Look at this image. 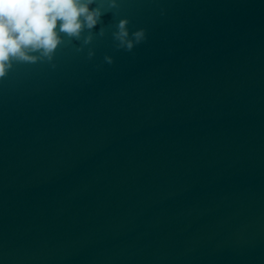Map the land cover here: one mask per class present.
Wrapping results in <instances>:
<instances>
[{"label":"water","instance_id":"water-1","mask_svg":"<svg viewBox=\"0 0 264 264\" xmlns=\"http://www.w3.org/2000/svg\"><path fill=\"white\" fill-rule=\"evenodd\" d=\"M119 4L0 80V264H264V0Z\"/></svg>","mask_w":264,"mask_h":264},{"label":"clouds","instance_id":"clouds-1","mask_svg":"<svg viewBox=\"0 0 264 264\" xmlns=\"http://www.w3.org/2000/svg\"><path fill=\"white\" fill-rule=\"evenodd\" d=\"M119 7V0H0V80L18 63L52 62L66 41L92 44L107 33L103 17ZM129 24L122 18L114 25L117 50L131 52L147 40L146 29L131 31ZM94 56L89 48L88 58ZM104 61L113 64L114 58Z\"/></svg>","mask_w":264,"mask_h":264}]
</instances>
